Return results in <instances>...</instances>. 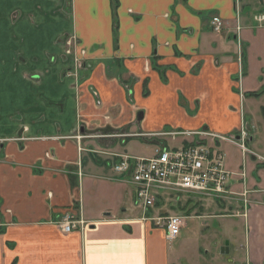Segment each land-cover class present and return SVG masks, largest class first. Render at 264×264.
<instances>
[{
  "label": "crops",
  "instance_id": "obj_1",
  "mask_svg": "<svg viewBox=\"0 0 264 264\" xmlns=\"http://www.w3.org/2000/svg\"><path fill=\"white\" fill-rule=\"evenodd\" d=\"M48 1L14 14L21 48L11 62L0 34V75L9 77L0 79V123L15 118L0 127V264L186 261L178 239L124 208L134 185L114 170L117 157L96 153L107 140L119 147L130 134L172 131L249 134L252 153L219 146L232 190L245 197L219 203L234 214L208 216L243 217L246 264H264V2L255 17L250 0ZM214 17L224 21L219 32ZM195 137L151 140L156 150ZM68 213L87 223L64 233L58 221Z\"/></svg>",
  "mask_w": 264,
  "mask_h": 264
},
{
  "label": "built area",
  "instance_id": "obj_2",
  "mask_svg": "<svg viewBox=\"0 0 264 264\" xmlns=\"http://www.w3.org/2000/svg\"><path fill=\"white\" fill-rule=\"evenodd\" d=\"M212 23L216 31L224 27V21L220 17H214ZM73 43V39H70L67 45L72 47ZM66 52L71 53V50ZM183 134L196 135L195 140L189 145L177 148L160 145L152 156L121 154L113 164L114 170L134 185L135 203L141 207L144 219L163 229L169 241L178 239L186 217L164 210H160L157 215H151L152 209L157 207L160 201V196L164 193L183 192L221 204L230 203L238 194L231 188L234 173L227 168L225 154L219 148L220 143L228 141L238 145L244 153H252L246 146L245 133H241L238 138L235 135H221L210 131H172L140 136H171L176 139ZM86 223L82 217L72 213L66 214L58 221L64 233L80 229Z\"/></svg>",
  "mask_w": 264,
  "mask_h": 264
},
{
  "label": "rangeland",
  "instance_id": "obj_3",
  "mask_svg": "<svg viewBox=\"0 0 264 264\" xmlns=\"http://www.w3.org/2000/svg\"><path fill=\"white\" fill-rule=\"evenodd\" d=\"M250 1H252V4L247 7V10H256V15L253 16L261 17V14L259 15V10L262 9V5L259 2L261 1L263 3L264 0ZM23 2L24 4L22 7L24 10H29L27 4L31 5L30 10H35V6H38L39 9L44 4L50 7L51 5H55L54 3H50L48 0H0V34L2 38L1 42L4 47L2 58L7 62H11L10 58L12 59L14 57L13 54L17 51V49L21 48V43H18V41L14 39L15 29L12 26V23L15 21L13 20L14 14H18L19 16L22 15L20 5ZM47 16L49 20H57L56 16L54 18L51 14H47ZM25 18L26 16L24 15L23 19ZM239 29L240 27L237 25V31H239ZM73 44L74 45H72V47H68L71 51L75 46V43ZM19 61L21 62V60L18 59V66H21L19 65ZM10 67V65H6V70L10 69ZM8 78L9 77H6L5 74L0 75L1 81ZM261 116L262 115L259 114L260 118ZM1 121L2 123H0V127L7 128L13 123V121H15V118L12 119L6 116L3 117ZM248 136L249 134L246 136L245 141L247 148H249ZM129 137L131 138H127L125 135L124 138L130 140L127 142V145L122 146L119 144V147H116V143L120 142L118 141L119 139L113 138L115 139L113 140L114 143L111 142L112 140H107L106 144L108 146H105L103 149H96V153L99 156L106 155L113 156L115 158L121 155L124 150H127L130 154H136L139 156L152 155L155 150L154 143L151 140L153 138L132 136V134H130ZM119 148L121 151H118ZM129 190H131V187ZM129 190L123 191V202L125 204L124 208L129 210V213L132 216L143 215L141 207L137 206L134 199L131 197ZM236 197V199H238L240 197L244 198L245 196L238 194ZM159 199L160 201L157 207L152 209L151 215H157L160 210H164L170 214H177L186 217L185 225L181 229L175 246H177L179 253L181 256L185 257L187 262L192 261L195 264L247 263L249 246L246 238L250 232L249 227L245 225L244 218L237 216H208L212 214H234L233 212L235 211H232L231 207L226 209V211L223 209L228 207V203H223L224 207L221 208L219 206V202L217 201H211L210 199H205L198 195L183 192L164 193ZM224 247L225 249H228V251L225 250L223 253L222 249ZM233 259H236L235 263H232ZM186 261L183 260L182 264H186Z\"/></svg>",
  "mask_w": 264,
  "mask_h": 264
},
{
  "label": "water",
  "instance_id": "obj_4",
  "mask_svg": "<svg viewBox=\"0 0 264 264\" xmlns=\"http://www.w3.org/2000/svg\"><path fill=\"white\" fill-rule=\"evenodd\" d=\"M142 117H143V114H142V113H140V115H139V118H140V119H142ZM225 250H226V251H228V249H225V247H224V248L222 249V252L224 253V252H225Z\"/></svg>",
  "mask_w": 264,
  "mask_h": 264
}]
</instances>
